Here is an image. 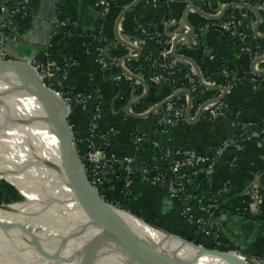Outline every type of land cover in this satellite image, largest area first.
Returning a JSON list of instances; mask_svg holds the SVG:
<instances>
[{
    "label": "crops",
    "instance_id": "0c3cea01",
    "mask_svg": "<svg viewBox=\"0 0 264 264\" xmlns=\"http://www.w3.org/2000/svg\"><path fill=\"white\" fill-rule=\"evenodd\" d=\"M133 1L135 0H118L113 3L106 19L102 20L97 14L98 0H63V14L79 21L84 28L79 35L68 38L61 32L52 31L57 13L55 0H34L32 15L18 21L17 29L21 36L19 40L9 42L8 58L29 63H32L36 58H49L54 61H60L64 57L76 59L78 63L67 69L64 79L65 87L74 91L94 92L93 85L95 84L96 93H94L103 108L100 133L104 134L113 127V147L119 155H134L137 159L151 164L156 163L158 149L150 143L137 146L134 142L136 131L146 133L149 139L157 141L161 148L167 146L191 147L205 154H211L225 140H233L240 135L241 127L238 121L233 118V112H238L242 120L251 122V138L228 151L217 166L212 184H206V186L212 189L215 196L221 192L225 195L224 203L227 208L219 210L217 213V220L224 239L230 243L231 248L234 247L239 253L242 252L252 258L264 261V136L261 134L264 129V85L259 82L260 79L252 80L258 76L251 68V62L255 57L242 51L237 53V48L240 45L235 40L227 38L223 31L213 27L216 23L206 24L208 26L202 31L200 24L205 17L196 10H189L187 18L195 29L200 45L199 47H190L178 43L177 51L193 58L199 64L203 76L207 78V74L210 75L207 78L209 81L219 84L218 81L221 80L225 82L223 85L230 87L227 100L225 98L229 104L230 112L219 119H211L203 114L196 121H188L185 118L169 131L160 132L157 125V114L138 118L125 110L133 93H135V97H138L142 92L138 91L141 89L139 81L124 74L119 66L120 57L134 54V52L117 40L115 25L119 14ZM250 1L261 15L258 33L264 35V0ZM231 2L235 1L210 0L209 3H206L204 0H160L158 5H153L150 0H141L122 19L119 31L123 39L127 41H141L142 39L137 35V25L152 18H160L164 21L169 15H173V22H171L173 26H166L162 34V39L167 41L171 39L168 34L172 31H175V34L189 31L188 27L183 24V16L189 6L194 5L208 13H216L225 4ZM134 9H136V13H133ZM228 10L235 17L244 19L252 30L251 39L255 43L256 57L264 55V38L255 35L253 30L258 18L256 12L241 6H232ZM87 15H93V23L90 28L85 26ZM100 25L103 26L105 36L110 40L109 58L111 63L106 68L101 67L97 62L95 44L89 36V33ZM211 55L214 57L212 58ZM217 58L223 60V67L217 64ZM138 60H126L123 65L135 75L144 77L143 68ZM237 61L240 62L245 72L246 81L235 78V74L238 72ZM258 67L264 69V60L259 62ZM7 74L12 75L11 73ZM118 74H123V79L119 82L115 78ZM181 89H186V87L174 82V85L167 86L166 91H163L162 94L165 92L169 96ZM159 92L161 93V90ZM159 92H156L155 95L160 94ZM205 93L208 95L204 100H207L221 95L222 91L205 89L200 91L198 97ZM173 102L186 109L187 95L181 94ZM194 102L193 99L192 116L197 113L202 104V102H198L195 106ZM92 105L93 103L90 107ZM136 106L137 104L133 105L132 110L138 112ZM161 110L160 112H162ZM20 115H23V112ZM90 116L91 110H84L80 107L74 108L71 112V122L78 138L88 134ZM13 123L15 125L13 129L17 130V120L16 122L13 120ZM30 128L36 129L31 138L35 139L39 146L44 145L49 149L58 147L50 126L43 124L36 126L32 121ZM98 142L101 144V141L98 140ZM84 146L86 147V145ZM232 160L236 163L235 168L229 165ZM113 184L114 188L111 189L110 194L114 195L115 200L129 203L146 215H154L157 220L164 222L176 232L189 236V238H202L198 227L183 217L181 204L170 199L163 186L152 185L135 177L132 193L129 195L125 193L122 178L113 180ZM253 184L260 185L259 189L263 192L259 190L258 198L251 201L248 208H244L245 201L242 197ZM248 263L252 262L248 260Z\"/></svg>",
    "mask_w": 264,
    "mask_h": 264
},
{
    "label": "built area",
    "instance_id": "2783aa9c",
    "mask_svg": "<svg viewBox=\"0 0 264 264\" xmlns=\"http://www.w3.org/2000/svg\"><path fill=\"white\" fill-rule=\"evenodd\" d=\"M116 1L118 0H98L99 9L97 14L100 19H106L109 8ZM204 1L206 3L210 2V0ZM233 1L251 3L250 0ZM33 2L34 0H0V60L8 59L9 42L20 39L21 35L17 29L18 21L32 15ZM150 2L153 5H158L160 0H150ZM62 3L63 0H55L57 13L53 21L52 31L56 33L61 32L66 37L72 38L79 35L84 28L79 21L63 14L64 6H61ZM217 13L219 12L214 14ZM171 22L173 20H166L163 24L166 27ZM216 24L220 25L240 45L243 53H248L253 57L257 56L254 45L249 43L250 34L247 31L249 26L244 19L229 14L223 21ZM207 26L203 25L201 30L203 31ZM140 28L144 37L157 39L163 44L159 56L153 60V67H155L153 79L158 83H172L171 75L174 72V66L179 61L184 60L172 59V46L168 47V44L172 40L164 41L161 37L163 33L156 25H151L150 27L141 25ZM89 36L95 44L97 62L103 68L108 67L111 63V59L109 58L110 40L105 36L103 26L100 25L91 31ZM184 40L187 42L186 39ZM133 43H140L142 47L144 40L134 41ZM211 57L213 58L214 56L211 55ZM184 62L190 64V70L183 78L184 83L188 85L186 88L190 89L192 93H200L202 85L193 65L188 61ZM77 63L76 59L64 57L60 61H54L49 58H36L31 64L42 80L64 98L70 113L75 107L91 110L88 134L84 137L75 138L77 146L80 147L82 158L87 164V172L91 183L106 198L109 196L111 189L114 188L113 180L117 178H122L125 193L129 195L132 193L135 177L152 185L163 186L169 198L181 204L183 217L188 222L195 224L202 235L210 237L214 245L210 248L223 250L226 245L223 242L221 226L217 220V216H215L219 211V195L210 197L200 190V185L193 187L191 184L193 177L204 176L206 184L211 185L225 149L231 145L238 147L249 140L251 138L252 131L250 129L252 123L242 120L238 112H233V118L238 121L241 127L240 135L233 140H225L211 154H205L191 147L175 148L167 146L161 148L159 143L150 140L146 133L136 131L134 133V142L137 146L150 143L158 149L156 163L151 164L141 161L134 155L121 156L113 147L112 136L114 128H109L104 134L100 133L103 108L101 102L97 101L95 93L68 90L64 85L67 69L70 66H75ZM256 69L261 68L256 65ZM257 75L252 80L258 81L260 79L259 82L264 85V75ZM115 78L119 82L123 79V74H118ZM204 79L206 82L212 83L205 77ZM227 87L230 90V87ZM91 103H93L92 107H90ZM161 111L157 117V125L160 132L169 131L178 122L186 118V109L175 104L173 101L165 104ZM229 112V104L224 99L206 105L202 114L211 119H219L226 116ZM261 134H264V129L261 131ZM98 140L101 141V144H99ZM229 165L232 168L236 167V163L233 160L229 162ZM259 187L260 185L253 184L244 196H249L251 201L257 199ZM112 201L120 205L123 204L119 200L112 199ZM227 248L230 249V247ZM261 262L264 264L263 260Z\"/></svg>",
    "mask_w": 264,
    "mask_h": 264
},
{
    "label": "bare ground",
    "instance_id": "6f19581e",
    "mask_svg": "<svg viewBox=\"0 0 264 264\" xmlns=\"http://www.w3.org/2000/svg\"><path fill=\"white\" fill-rule=\"evenodd\" d=\"M189 10L195 9L189 6ZM7 73L12 75L0 76V149L6 151L0 150V189L13 186L24 198L7 204L0 202V264L17 261L21 264H85L86 241L97 231L102 239L108 238L111 226L94 225L87 220L68 184L61 152H58L61 151L62 131L44 114L40 99L28 94L21 82L18 83V73L12 68L0 70V75ZM58 101L62 111L63 102L60 98ZM25 107L32 113L21 116L25 121H33L36 126L50 121L58 151L45 152L37 142L7 125V121L20 117ZM117 211L137 239L141 238L158 252L169 254L177 264H230L201 251L158 223H154L155 227L128 211ZM83 224L87 229L81 228ZM102 247L108 256H95L91 264H114L123 258L115 244L105 242ZM223 250L235 256L239 264H254L248 263L239 251Z\"/></svg>",
    "mask_w": 264,
    "mask_h": 264
},
{
    "label": "water",
    "instance_id": "95a60500",
    "mask_svg": "<svg viewBox=\"0 0 264 264\" xmlns=\"http://www.w3.org/2000/svg\"><path fill=\"white\" fill-rule=\"evenodd\" d=\"M141 0H135L130 5H128L118 16L115 25V36L117 40L131 48L134 54H127L122 57L119 61V66L122 69L123 73L127 76L134 78L144 84L145 90L143 93L135 97V93H133L132 99L125 106V110L132 116L142 118L147 117L152 114H159L160 110L170 101H174L179 95L186 94L188 96V105L186 106V118L188 121H196L202 115L203 109L206 105L212 102H218L224 100L228 93L229 89L226 85L223 84H215L208 83L205 81L203 73L199 64L188 55L181 54L177 51V46L181 37H184L187 40V44L190 47H199L200 40L195 32V29L189 22L187 18V12H185L183 16V24L186 25L189 29L188 32L183 33L181 35H175L173 32L169 33V36H174L172 42L168 44V47L172 46L171 55L179 60H184L190 62L195 72L199 78L201 85L206 89H218L222 91V94L207 100L202 101L197 113L192 116V107H193V93L190 89H181L179 91L174 92L173 94L167 96L160 102L156 103L154 106L149 108L144 112H135L132 110L133 105L140 103L143 99H145L149 92L150 86L145 81L144 77H140L130 72L126 67H124L123 62L129 59H140L143 55V49L139 44H135L131 41H127L123 39L119 28L122 19L140 2ZM232 6H241L253 9L258 18L257 22L253 27L255 35L264 38V35H259L258 27L261 22V15L258 9L251 3L246 2H231L225 4L219 13H208L203 11L197 6H192L198 13H200L203 17L212 20L221 19L226 11ZM93 23V15H87L85 17V26L90 28ZM169 27L173 26L172 24L168 25ZM213 27L223 31L224 34L228 35L226 31H224L220 25L215 24ZM160 31L164 33L165 25H161L159 27ZM264 60V55H260L255 57L251 62V68L255 74L264 75V69H256V65ZM238 72L235 74V78H240L243 81H246L244 76L245 72L240 64L237 61ZM12 68L18 73L19 77L17 79L18 83L23 86V89L28 93L40 99L44 114L47 118L53 123L57 128L62 131L61 136V156L63 161V167L66 174V178L68 184L72 190V193L75 195L77 202L81 209L85 212L87 216V220H91L94 225L101 224H109L111 227V234L108 238L102 239L99 231L86 241V249L88 256L84 259L85 264H91V259L95 256L102 258L105 255L104 247L102 244L105 242H110L115 244L116 247L122 253L123 258L117 263L114 264H177L172 256L166 253H161L153 249L149 246L145 241L141 238L137 239V236L129 229L126 223L121 219L118 209L128 211L123 208L122 205L117 204L113 201H110L106 197H104L101 192L91 183L88 172H87V164L82 158L81 152L76 144L75 138V130L70 120L69 109L64 98L59 95L56 91L51 89L40 77L36 69L32 66L31 63L8 58L5 60H0V70ZM33 87V88H32ZM59 98L63 102V110L61 111L59 108ZM130 212V211H128ZM132 213V212H130ZM138 218L142 219L146 223L154 225V223L145 220L144 218L132 213ZM217 216V213L215 214ZM156 227V225H154ZM81 228L87 229L86 224H83ZM163 229H167L163 227ZM168 230V229H167ZM171 231V230H170ZM175 236L187 241L188 243L193 244L195 247H198L201 251L206 252L211 255L218 256L219 258H223L230 264H239L238 260L233 256L230 252L224 250L213 249L207 247L206 245H202L200 242H196L186 236L183 233H179L176 231H171ZM243 257H246L254 264H262L261 261L250 257L245 253H240ZM57 260V259H53ZM14 264H21V261H17ZM60 264V263H58Z\"/></svg>",
    "mask_w": 264,
    "mask_h": 264
},
{
    "label": "trees",
    "instance_id": "16d2710c",
    "mask_svg": "<svg viewBox=\"0 0 264 264\" xmlns=\"http://www.w3.org/2000/svg\"><path fill=\"white\" fill-rule=\"evenodd\" d=\"M61 6H63V4ZM135 11H136V9H134L133 13H136ZM229 14H231L230 10H228L226 12V14L218 21L204 18L203 19L204 21H202L200 25L203 26V25H206V24L212 25V24H215V23H219V22L223 21L226 18V16L229 15ZM173 18H174L173 15H169L165 19L167 21H169V20H172ZM163 23H164V21H162V19H160V18H156V19L152 18L149 21H146V22L144 21L143 23L137 25V27H136L137 28L138 37L140 39L144 40V43L142 45L143 55L138 61H139L140 66L143 68L144 79L150 86L149 95L145 99H143L140 103H138L137 106H136L138 112H143V111L151 108L156 103H158L161 100H163L164 98H166L168 96V94L165 93V92L162 94V92L166 91V87L167 86L174 85L173 82H178V84H181L183 87L188 86L186 83H183L182 79L184 78L185 74L187 72H189L190 65L185 63V62H182V61H179L176 64V66H174V68H173L174 72L171 75L172 83L169 82V83H160V84H158V82L153 80V75H154V72H155V67H153V60H155L159 56V53L161 52L163 44L161 42H159L157 39H150V38L144 37V35L141 33V30H140L141 28L140 27H141V25L145 26V27H150L151 25H156L157 28H159L160 25H163ZM247 31L250 34L249 43L255 45L254 41L251 39L252 38V30L250 28H248ZM161 37L163 38V35H161ZM227 38L232 39L229 35H227ZM240 51H241V48L238 47L237 48V53H239ZM217 64H219L221 67H223L222 66L223 60H221L220 58H217ZM221 67H220V69H221ZM119 73H122V72L119 71ZM0 76H10V74H2ZM208 76H210V75L207 74V78H208ZM218 83L219 84H224L225 82L219 80ZM95 86L96 85L94 84L93 85V91L96 93ZM205 89L206 88L201 86V91L205 90ZM68 90H71V89H68ZM160 90H161V93L159 92ZM72 91H74V90H72ZM138 91L142 92L141 89H139ZM156 92H159L160 94L155 95ZM198 96H199V92H193V98L195 100V102H194L195 106H197L198 102L200 103V102L204 101V99H202L201 97H198ZM226 100H227V98H226ZM97 101H98V99H97ZM156 116L158 117V115H156ZM262 136H264V134H262ZM76 137H77V134H76ZM78 148L80 150V147H78ZM234 148H235V146L231 145V146H229L228 148L225 149L224 155L221 157L218 165L220 164L222 159L225 158V156L227 155L228 151L231 150V149H234ZM80 152H81V150H80ZM198 185H200V190L203 191L206 195H208L210 197L213 196L212 189L209 188L208 186H206V182H205L204 176L193 177V182H192L191 186L197 187ZM189 187H190V185H189ZM111 192L112 191H110L109 194ZM261 192H263V190ZM114 198L115 197H114L113 194L112 195L110 194V196L107 197V199H109L110 201H112V199H114ZM224 198H225V195L221 192L219 194V207H218L219 209L218 210H223V209L227 208L226 204L224 203ZM242 198H244L243 200L245 201L243 203V205L245 204L244 208H248V206H249V204L251 202L250 197L249 196H243ZM122 206L126 210H128V211H130V212H132V213L144 218L145 220H147L149 222H152V223H155V224L158 223V225H161L162 227H165V228H167L169 230L175 231V230L171 229V227H169L166 224H164V222H162L160 220H157V218L154 215H151V216L146 215L145 213L136 210L129 203H124ZM179 233L181 234V232H179ZM201 237L202 238H200V239H196V238H191V239L195 240L196 242H200V243H202V244H204V245H206L208 247L214 246L212 244V241H211L210 237H205L202 234H201ZM223 242L226 245H227V243H229L227 240L224 239V237H223ZM232 248H234V247H232ZM224 249H228V248H226V246H225Z\"/></svg>",
    "mask_w": 264,
    "mask_h": 264
},
{
    "label": "rangeland",
    "instance_id": "374dc122",
    "mask_svg": "<svg viewBox=\"0 0 264 264\" xmlns=\"http://www.w3.org/2000/svg\"><path fill=\"white\" fill-rule=\"evenodd\" d=\"M117 2V1H116ZM164 21H166V19L164 20ZM173 32V34H175L174 32L175 31H172ZM171 37V40L173 39V35L172 36H170ZM179 43H182V44H185V45H188L189 46V44H187V42H185V40H179ZM121 58V57H120ZM190 65V64H189ZM262 69V68H261ZM207 79V78H206ZM141 85V91H142V93H143V90L145 89V87H144V84H142L141 82H139ZM206 95H208L207 93H205V95H201V98L202 99H206L207 98V96ZM188 98V97H187ZM148 110V109H147ZM147 110H145V111H147ZM23 115H20V117H17V124H18V129L17 130H14L13 129V127L15 126L14 125V123H13V121H7V125L11 128V129H13L14 130V132H16V133H18V134H21V135H23L24 137H27V138H29V139H31V140H33V141H35L36 142V140L35 139H33V138H31V136H33L32 134L34 133V132H36L35 130L36 129H34V128H30V125L32 124V122H29V121H25V119H22V117L21 116H24V115H31L32 113H31V111L28 109V107H25L24 109H23ZM144 112V111H143ZM16 120H14L15 122H16ZM70 120H71V117H70ZM72 123V122H71ZM43 125H46V126H50V121H48V120H45L43 123H42ZM45 152H47V151H50V152H56V151H58L59 150V148L58 147H51V149H49V148H46L44 145H42V146H40ZM0 150H3V151H5V149L4 148H1ZM6 152V151H5ZM24 198V196L20 193L19 194V192L15 189V187H13V186H3L1 189H0V202H2L3 204H7V203H9V202H12V201H18V200H22ZM122 204V203H121ZM124 204V203H123ZM122 204V205H123ZM226 245V244H225ZM230 246V243H227V245H226V247H229ZM231 247V246H230ZM39 248V247H38ZM232 250H234V251H238L237 249H234V248H231ZM43 250V249H42ZM39 251H40V249H39ZM38 251V252H39ZM45 252V253H44ZM43 253H44V256H46L47 258L46 259H48L49 260V257H48V254L46 253V251H44L43 250ZM259 261H261V259H258ZM49 262H47L46 264H48Z\"/></svg>",
    "mask_w": 264,
    "mask_h": 264
}]
</instances>
